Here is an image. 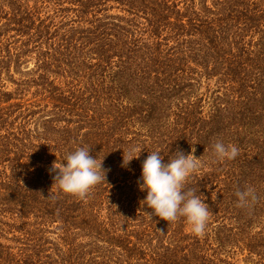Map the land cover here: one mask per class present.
Here are the masks:
<instances>
[{
	"label": "trees",
	"instance_id": "1",
	"mask_svg": "<svg viewBox=\"0 0 264 264\" xmlns=\"http://www.w3.org/2000/svg\"><path fill=\"white\" fill-rule=\"evenodd\" d=\"M217 141L238 155L217 160ZM78 147L108 170L85 197L51 170ZM154 151L200 157L184 190L209 207L203 234L143 213ZM247 187L256 199L241 207ZM238 252L264 264V0H0V264H238Z\"/></svg>",
	"mask_w": 264,
	"mask_h": 264
},
{
	"label": "clouds",
	"instance_id": "2",
	"mask_svg": "<svg viewBox=\"0 0 264 264\" xmlns=\"http://www.w3.org/2000/svg\"><path fill=\"white\" fill-rule=\"evenodd\" d=\"M212 150L217 160H231L238 155L236 145L217 141ZM194 152V150H193ZM138 156H131L122 166ZM200 158V157H199ZM191 152L185 155L176 152L174 158H168L167 163L159 152H151L141 165L139 189L146 195L141 201L151 212H143L152 220L155 215L160 219L174 222L178 217H184L192 233H204L209 218V207L192 189L184 190L188 177L200 168V159ZM102 161L97 156L89 154V148L78 147L67 154L63 161L56 160L52 164L53 184L65 194L85 197L98 183L106 181L107 169L102 167ZM238 205L241 207L255 201L256 192L252 187L237 191Z\"/></svg>",
	"mask_w": 264,
	"mask_h": 264
},
{
	"label": "rangeland",
	"instance_id": "3",
	"mask_svg": "<svg viewBox=\"0 0 264 264\" xmlns=\"http://www.w3.org/2000/svg\"><path fill=\"white\" fill-rule=\"evenodd\" d=\"M111 13H117V12H116V10H114ZM33 62H34V60L32 58H30V59H28L27 63L20 65L18 70H16L14 67H12L11 73L13 74L15 79H18V80L27 79L26 77H28L29 76L28 73H30L27 71L29 69H33ZM20 71H22V73ZM3 78L5 80L7 89L13 90V88H16V85H13L12 82H10L9 77H7V75L4 74ZM36 91H37L36 87L34 85H30V89L27 88V92L23 93V95L25 94V96L23 98L24 99L23 102H25V104L34 103L35 100L38 99V98H35V92ZM37 117H38V115H36V119H37ZM221 254H225V253H221ZM244 255H245L244 253H239V252L238 253H232V254H230V257H232L230 259H234V260L238 261V264H245L243 261V259H245Z\"/></svg>",
	"mask_w": 264,
	"mask_h": 264
}]
</instances>
